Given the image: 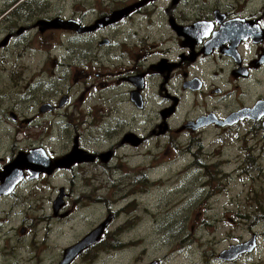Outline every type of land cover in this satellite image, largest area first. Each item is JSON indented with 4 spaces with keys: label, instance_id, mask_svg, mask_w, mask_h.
I'll return each instance as SVG.
<instances>
[{
    "label": "flooded vegetation",
    "instance_id": "1",
    "mask_svg": "<svg viewBox=\"0 0 264 264\" xmlns=\"http://www.w3.org/2000/svg\"><path fill=\"white\" fill-rule=\"evenodd\" d=\"M31 1L35 12L26 8V0H14L0 15V75L5 73L7 81L2 68L8 66L10 46L16 44L22 52L32 46L20 39L35 38L50 54L30 82L22 79L24 92L13 94L30 100L31 111L20 115L8 103L5 111L0 109L22 137L0 159V172L10 175L19 156L13 172L19 180L4 191L0 182L1 227L15 214L14 229L26 236L35 221H43L39 188L64 174L67 185H60L50 201L47 236L63 237L57 227L71 221L70 209L76 205L87 212L95 208L98 222L78 241L63 245L52 264H89L100 256L97 250H135L137 240L120 241L129 239L135 222H117L132 211L138 191L141 195L156 186L157 177L136 173L138 167L146 168L138 162L143 155L137 150L150 144L180 157L192 155L194 172L209 182L230 174V157L223 153L231 150L230 143L239 148L232 173L264 176V0H102L100 6L85 7L82 0L79 11L78 0H50L46 10ZM18 9L24 13H14ZM5 98L9 102V90L1 88L0 100ZM56 126L65 132L60 142ZM64 139V152H55L53 146ZM210 149L215 151L208 153ZM107 179L111 185L105 195L101 190ZM78 182L88 188L78 195L86 197L68 209ZM143 183L145 189L139 187ZM259 220L258 215L251 221L250 239L229 243L218 254L200 246L198 264H264L258 254L264 232L253 231L264 225ZM200 222L205 233L208 222ZM226 223L233 224V218ZM96 230L98 237L70 257V248ZM237 246H244L242 253L225 254Z\"/></svg>",
    "mask_w": 264,
    "mask_h": 264
},
{
    "label": "rangeland",
    "instance_id": "2",
    "mask_svg": "<svg viewBox=\"0 0 264 264\" xmlns=\"http://www.w3.org/2000/svg\"><path fill=\"white\" fill-rule=\"evenodd\" d=\"M13 1L0 0V15L4 10L6 11L7 8L11 7ZM29 1L31 0L25 2L26 8L31 12H35V1ZM80 1L82 0H78L75 5L76 11L85 6L96 4L100 6L102 4V0H88L87 2L84 0V6L82 7ZM37 2L42 4L41 9L43 10L51 8L52 5V3L45 4L46 2L49 3L50 0H37ZM57 5H60V2H56ZM14 13H24V10L18 9ZM92 14L93 12H90L87 16L90 21L94 18ZM15 23H19V21ZM15 30L18 31L19 28L17 27ZM18 33L21 35L20 30ZM35 40V38L32 40L29 38L20 39L18 41L20 43L28 42L32 44L23 52L16 44L10 46L11 53L9 56L7 53V59L5 60H8V66L2 68L4 72L7 69L8 81L5 79V73L0 75V89L3 88L4 93H8L9 90V102H7V98L0 100L2 111H5L6 103L9 104L11 110H15L20 115L25 114L26 111H31L28 108L30 100L14 98L13 94L24 92V90L22 92L23 82H30L31 77L36 74L41 63L45 62L50 56L46 50L35 44ZM87 104H91V97H89ZM198 104L204 106L203 101H198ZM223 108L224 110L227 109V107ZM79 110H83V104L79 107ZM56 129V136H58L60 142L65 132L59 130L58 126H56ZM21 140V133L18 132V129L10 121H6L3 114L0 115V159L7 156L6 150L10 146L14 143H21ZM24 141H22V144ZM228 144L227 148L231 150L223 149L224 157H230L228 180L223 176L221 178L214 177L209 182L203 176H200L199 171L194 172L195 169L191 163L194 161L192 155L180 157L181 154L178 156L172 150L167 152L161 148L156 149L153 144H150L148 148L138 149L137 152L139 151L143 155L138 162L143 161L141 165L146 168L139 169L138 167L136 173L147 172L153 178L157 177L158 179L155 180L156 186L152 188V185H150L149 190H142L141 195H139L141 192L138 191L134 197L136 202H132L135 204L132 211L119 217L121 220L117 222L119 224L120 221H123V219L125 221L127 218L135 222L129 239L122 238L120 241L126 243L130 239L137 240L138 246L135 250L134 248L126 249L122 253L119 252V254L115 252L116 247L112 250L107 249L104 253L97 250L96 254L100 256L95 257L96 260H92L89 264H148L160 259L162 264H198L200 246L204 247L206 251H213V253L218 254L221 250L227 248L229 243L236 244L242 240L250 239L251 221H254L258 215L260 216L259 223L262 224L264 219V214L263 216L261 214L264 212V176L255 173L236 176L235 172L232 173V170L238 166L239 148H234L233 144ZM65 145L66 140L64 139L53 148L55 152H64ZM149 150L151 155H149ZM212 151L215 150H207L208 153H212ZM152 157L154 158L150 159ZM182 162L185 163V168L181 167ZM149 167H153L154 170L152 171ZM63 176L56 175L49 181H44L47 185H41V188H39L40 191L36 193V196L40 200L39 205L43 207L40 215L43 221L39 224H36L35 221L26 236L20 235L18 230L14 229L13 225L17 218L15 214L12 215L11 213L12 216L6 218L9 221V223H6V227L4 225L0 226V264H52L53 256H56L63 245H70L78 241L97 224L98 211L95 208L89 209L87 212L84 211L85 209L81 211L79 205L73 207L78 199L84 200L83 197H80L85 195L78 194L81 192L87 193L88 191V188L78 182L74 197L71 196L67 199L68 209L73 207L70 209L71 221L69 223H59L56 230L57 234H62L63 237L59 239L56 236L58 239L55 240L47 236L49 224L52 221L49 213L50 201L55 197L57 188L60 185H67L65 182L66 177ZM102 183H104V188L101 192L107 195L111 182L107 179ZM140 186L145 189L146 183ZM22 213L24 219L28 218L25 210ZM33 215L35 214H29V216ZM79 216L81 217L78 223H73L77 221ZM3 217L0 219H3ZM36 217L37 215L34 216L35 219ZM133 217L135 218L133 219ZM228 217L233 218V224L226 223ZM200 221L211 223V225L207 223L205 226V233L200 232V228H202ZM253 231L255 233L264 232V225H259ZM229 236L233 237L232 241L227 238ZM260 239L258 254L264 256V234L260 236ZM214 240L216 245H214Z\"/></svg>",
    "mask_w": 264,
    "mask_h": 264
},
{
    "label": "water",
    "instance_id": "3",
    "mask_svg": "<svg viewBox=\"0 0 264 264\" xmlns=\"http://www.w3.org/2000/svg\"><path fill=\"white\" fill-rule=\"evenodd\" d=\"M17 161H18V163H19V158H17L16 160H15V163H13V172H15L14 171V168L17 166ZM24 164V163H23ZM19 166V165H18ZM10 167V166H9ZM8 168V167H7ZM11 169V168H10ZM16 170V172H17V169H15ZM10 171V170H9ZM11 171V172H12ZM10 172V173H11ZM11 173L10 175H9V173H7V170L4 172V171H2V172H0V182H1V190L2 191H4L6 188H7V190H10V188H12V186L14 185V184H16V182L19 180L18 178H13V177H16V175H15V173ZM11 186V187H10ZM102 227V226H101ZM101 227H99V228H101ZM95 234H96V236L98 237V234H99V230H96L93 234H91L90 236H88L84 241H82L80 244H78V245H76V246H73L72 248H70V250H69V255H70V257H73V256H75L76 254H78L83 248H86L88 245H85L84 243H86V241H88V240H90L89 242H92V240H93V238H94V236H95ZM96 237V238H97ZM92 239V240H91ZM86 246V247H85ZM240 247H244V246H237V247H233L231 250H229V251H226L225 252V254L226 255H230V253H235V254H240V253H242L243 252V250H239V248Z\"/></svg>",
    "mask_w": 264,
    "mask_h": 264
},
{
    "label": "bare ground",
    "instance_id": "4",
    "mask_svg": "<svg viewBox=\"0 0 264 264\" xmlns=\"http://www.w3.org/2000/svg\"><path fill=\"white\" fill-rule=\"evenodd\" d=\"M200 187V186H199Z\"/></svg>",
    "mask_w": 264,
    "mask_h": 264
}]
</instances>
